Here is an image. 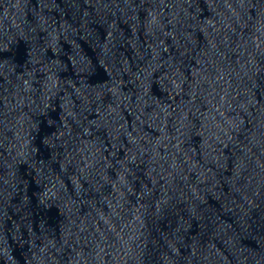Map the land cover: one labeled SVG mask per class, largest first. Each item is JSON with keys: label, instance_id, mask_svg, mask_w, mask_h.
I'll list each match as a JSON object with an SVG mask.
<instances>
[{"label": "water", "instance_id": "1", "mask_svg": "<svg viewBox=\"0 0 264 264\" xmlns=\"http://www.w3.org/2000/svg\"><path fill=\"white\" fill-rule=\"evenodd\" d=\"M134 0H0V264H52L79 147Z\"/></svg>", "mask_w": 264, "mask_h": 264}]
</instances>
